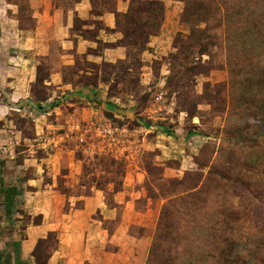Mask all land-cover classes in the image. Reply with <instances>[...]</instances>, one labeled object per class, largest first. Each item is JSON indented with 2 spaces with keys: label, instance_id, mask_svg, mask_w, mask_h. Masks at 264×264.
Wrapping results in <instances>:
<instances>
[{
  "label": "rangeland",
  "instance_id": "374dc122",
  "mask_svg": "<svg viewBox=\"0 0 264 264\" xmlns=\"http://www.w3.org/2000/svg\"><path fill=\"white\" fill-rule=\"evenodd\" d=\"M76 1L51 4L65 10ZM88 1L94 19L73 16L70 32L94 49L74 56L72 64L58 65L62 50L52 43L38 74L40 80L47 76L50 58L62 85L107 87L104 100L84 102L88 111L71 118L75 127L68 130L74 137L68 138V146L75 153L66 160L81 158V147L91 150L93 160L78 164L81 173H75L72 187L58 179L65 201L61 213L78 221L71 230L79 236L73 262L264 264V0H204V12L197 10L184 32L165 33L173 50L153 61L152 80L145 85L139 82L133 50L128 60L115 64L96 63L86 55L116 43L139 45L156 35L142 21L156 25L163 20H153L144 7L147 0H122L125 13L115 12L118 0ZM47 3L42 1V10ZM9 4L18 6L19 24L27 25V0ZM136 13L142 14L141 21L133 26L130 18ZM104 14L115 16L113 31L121 38L114 44L95 39L98 30L111 32L95 20ZM33 94L44 101L47 92L38 83ZM102 127L111 133H103ZM55 132L64 134L62 129ZM158 132L169 150L163 165L156 159L160 148H148ZM18 149L12 144L13 159ZM183 156L193 170L180 173L178 158ZM67 163L60 175L68 171ZM90 186L105 190L104 202L115 207V220L103 219L99 212L74 214L81 201L69 211V197L85 194ZM56 235L48 232L35 245L37 264H46Z\"/></svg>",
  "mask_w": 264,
  "mask_h": 264
},
{
  "label": "crops",
  "instance_id": "0c3cea01",
  "mask_svg": "<svg viewBox=\"0 0 264 264\" xmlns=\"http://www.w3.org/2000/svg\"><path fill=\"white\" fill-rule=\"evenodd\" d=\"M42 1L27 0L30 19L27 25L24 22L20 25L18 6H11L9 0H0V143L19 147L15 159L0 163V264H37L34 247L53 231L57 232V243L46 264H75L72 255L74 242L79 236L75 237L71 230L78 221L73 220L71 214L61 213L65 201L57 190L58 179L67 180L64 184L72 187L70 182L76 179L75 173H81L78 164L93 160L87 147L80 148L81 158L72 156L66 160V155L75 153L74 148L68 146V138L74 139L68 130L75 127L71 118L88 111L83 107L84 102L106 98L107 87L102 84L78 89L62 85L57 65L50 58L47 76L39 79L41 59L50 55L52 43L58 42L62 50L58 65L72 64L74 56H83L89 49H94L85 38L70 32L73 16L82 21L94 19L88 0H77L65 10L55 9L52 0H46L48 9L42 10ZM156 1L162 3L163 22L156 35L145 41L143 48L133 50L142 85L152 80L153 61L162 59L173 50L165 33L182 32L185 28L180 0ZM126 11L127 3L118 0L115 12ZM95 20L111 31L98 30L96 40L106 44L120 40V34L113 31L116 27L113 14H104ZM130 51V48L116 43L93 55H86V59L115 64L128 60ZM164 69L161 64L160 75ZM38 83L47 92L44 101H37L33 94ZM56 129L64 130V134L56 133ZM162 135L158 132L155 141L148 144V148H160L156 159L161 165L168 160L163 156L169 152L165 142L158 140L164 138ZM178 159L181 161L178 172L192 169L186 156ZM64 162H68V171L60 175ZM86 191L75 198L69 197V211L74 210L76 201H81L80 210H74V214L99 212L103 219L115 220V207L108 208L104 202L105 190L90 186ZM113 196L115 199L117 195ZM80 253L79 259L82 260L85 256L83 247Z\"/></svg>",
  "mask_w": 264,
  "mask_h": 264
},
{
  "label": "trees",
  "instance_id": "16d2710c",
  "mask_svg": "<svg viewBox=\"0 0 264 264\" xmlns=\"http://www.w3.org/2000/svg\"><path fill=\"white\" fill-rule=\"evenodd\" d=\"M131 3V0H128ZM133 1V0H132ZM183 3V12H182V21L184 24H189L191 23L192 19H196L197 16V12L198 11H202L204 12V8L206 7V2L204 0H180ZM131 5V4H130ZM210 5V4H208ZM146 11L148 13H150V15L152 16L153 20H157L158 17H160V21L161 22L163 20V16H164V9L162 6V3H160L159 1H148L147 0V4L144 6ZM198 10V11H197ZM141 13H136V15L132 16V18H130L131 16H129L132 25L136 26V23L139 21H141ZM145 28L149 29L151 31V33H156L158 31V28L160 27V24H151L150 23H146L144 21H142L141 23ZM191 32L196 36V29L191 28ZM148 38H144V41L142 43H139V45H133L132 44V48H130L131 50L134 49H140L144 47V43ZM134 46V47H133ZM263 113V112H262Z\"/></svg>",
  "mask_w": 264,
  "mask_h": 264
},
{
  "label": "built area",
  "instance_id": "2783aa9c",
  "mask_svg": "<svg viewBox=\"0 0 264 264\" xmlns=\"http://www.w3.org/2000/svg\"><path fill=\"white\" fill-rule=\"evenodd\" d=\"M102 132L106 134H110L111 131L109 129H105L102 127ZM14 158L13 150H12V143L3 144L0 143V163L11 161Z\"/></svg>",
  "mask_w": 264,
  "mask_h": 264
}]
</instances>
